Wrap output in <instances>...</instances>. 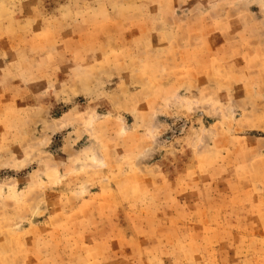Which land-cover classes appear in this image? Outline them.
Returning a JSON list of instances; mask_svg holds the SVG:
<instances>
[{
	"label": "rangeland",
	"instance_id": "374dc122",
	"mask_svg": "<svg viewBox=\"0 0 264 264\" xmlns=\"http://www.w3.org/2000/svg\"><path fill=\"white\" fill-rule=\"evenodd\" d=\"M0 264H264V0H0Z\"/></svg>",
	"mask_w": 264,
	"mask_h": 264
}]
</instances>
